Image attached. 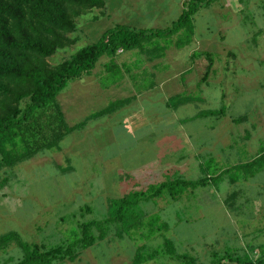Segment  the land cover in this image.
<instances>
[{
  "label": "rangeland",
  "instance_id": "rangeland-1",
  "mask_svg": "<svg viewBox=\"0 0 264 264\" xmlns=\"http://www.w3.org/2000/svg\"><path fill=\"white\" fill-rule=\"evenodd\" d=\"M180 1L106 0L107 10L103 14L98 15L99 9H95L84 17H78L79 28L82 30H79L78 39L72 45L58 48L46 61L50 64L59 63L77 49L97 41L115 23L137 29L152 28L163 31L179 16L182 10ZM239 3L236 4L235 0H218L194 15L191 42L180 52L191 54L193 51L202 50L213 54V69L206 83H192L190 86L186 83L187 75L183 70L191 63L189 53L177 56L173 63L161 59L157 65L165 69V72L175 73L174 77L179 80L175 85L186 88L181 94L189 98L187 104L176 107L173 112L175 104L182 97L177 96L169 100L167 107L157 103L154 108L146 105L141 108L142 112H137L138 115L142 113L144 118L151 115V112L163 117L173 113L183 117L182 124L187 131H192L183 148L169 152L168 137L161 139L159 151L160 139L155 145L156 138H142L141 132L129 135L131 129H124L117 133L112 145H95L102 158L108 155L112 157L108 166L100 161H91L95 154L88 153L82 144L73 154V164L69 168H72L71 171H65L67 166L64 164L59 166L54 163H64L63 152L49 154L50 152L43 151L42 154L39 153L7 170V175L12 178L0 188V234L15 230L25 240L53 244L71 238L77 221L104 217L107 213V198L119 197L132 187H145L150 182L159 181L162 176L166 179L175 177V172L171 170L173 160L182 152L189 154L199 150L197 158L200 161L205 158L203 168H207L205 171L213 175L218 168L222 170L226 167L225 171L227 170L225 161L232 167L237 164L234 159L236 155H233L235 149L240 148L237 157L242 160H247L250 156L246 151L248 148L242 153L243 146H250L248 143L264 149V140L258 144L248 141L255 132L252 124L257 123V127L258 124L264 126V0H240ZM95 16L97 18L93 21ZM165 35L167 34L152 35L150 43H161ZM179 36L183 37V32L168 38L172 42L169 47L173 44L180 46L176 41ZM146 42L148 41L143 45ZM154 48L159 51L157 47ZM143 50L154 55V50L150 47L138 48L133 59L137 66H148ZM195 59L194 67L198 68L195 75L201 77L208 61L204 57ZM182 80L184 83H181ZM129 106H132L131 103ZM220 108L222 114L217 116L216 121L211 115L204 116L201 112L204 110L206 114ZM124 111V108H120L118 112L124 116L127 112ZM241 114H247V121L231 120ZM135 117L130 115V119ZM128 119L129 115L124 117L123 122ZM138 131H145V128ZM258 131L264 133V129ZM73 133L64 137L62 148L72 140ZM93 133H96L95 129ZM82 152L84 155H81ZM159 152L161 160L156 157ZM216 155L221 156L220 160L224 163L207 162L208 157L217 159ZM78 156L84 159L78 161ZM161 163L167 164L165 169L168 171L163 170L158 175V164ZM261 163L264 161L261 160ZM199 165L193 163L183 176L187 179L202 176V167ZM255 165V162L247 164L248 172L255 169ZM107 167L111 168L106 169ZM3 171L0 170V176L4 174ZM254 173L255 177L252 179L262 182V173ZM232 189L234 187L228 181H222L217 186H199L194 191L189 189L176 202L164 201L162 207L169 202L165 210L154 208L155 202L148 201L150 203L146 202L143 206L148 213L144 218L146 225L139 231L132 230L130 238L123 236L100 241L83 251L84 255H81L79 261L60 264H131L135 245L141 241L148 247L163 246L166 250L165 255L161 251L160 255L146 264H177L178 262L167 256L170 252H186L197 257L194 264H219L223 256L240 257L244 260H253L260 256L264 261V217L257 212L255 204L252 206L249 202L241 201L235 203L238 206L235 208L224 202ZM255 191H259L258 186L244 189L246 196L252 198H255ZM84 204L90 207L89 212H79ZM157 231L161 233L159 237H156ZM249 231L252 232L247 233ZM164 237L168 239L167 244L163 242ZM152 238L158 241H152ZM20 255L19 249L11 245L6 252L0 254V262L8 256L17 258Z\"/></svg>",
  "mask_w": 264,
  "mask_h": 264
},
{
  "label": "trees",
  "instance_id": "trees-1",
  "mask_svg": "<svg viewBox=\"0 0 264 264\" xmlns=\"http://www.w3.org/2000/svg\"><path fill=\"white\" fill-rule=\"evenodd\" d=\"M214 1L184 0L179 16L163 31L151 28L137 29L115 23L107 28L97 41L77 49L59 63L50 64L46 61L47 57L54 54L58 48L72 45L78 39L81 30L78 17H84L95 9H99L103 14L106 10L105 0H0V170H4L2 173L5 174L0 176V188L12 178L7 175V170L39 153L42 154L43 151L52 152L58 149L65 136L85 124L87 119L72 126L68 125L56 104L57 93L68 82L90 71L102 55L111 57L119 49L138 47L144 41L150 40L154 34L169 36L183 32V37L177 38V44L189 45L193 36L195 13L210 6ZM212 56L210 51L192 52V60L204 57L208 61L196 84L207 82L213 66ZM179 101L185 102L186 98ZM113 105L114 103H111L97 114L107 113L113 109ZM203 111L201 112L204 116L216 117L222 114V108L213 109L206 114ZM247 119V114H241L234 117L233 121L241 122ZM206 160L213 162L210 157ZM247 164L251 163H237L234 167L230 166L226 171L221 170L213 175H209L208 171H205L207 168L204 170L202 164L203 173L197 179H187L178 171H173L175 177L170 179L150 182L145 187L127 189L119 197L107 198V213L104 217L77 221L71 238L53 244L25 240L15 230L4 232L0 234V254L14 245L21 255L17 258L8 256L0 264H60L79 261L83 251L95 243L115 237L130 238L132 230L139 231L143 228L146 225L144 218L148 215L143 206L152 200L159 197L178 199L189 189L194 191L196 187L210 184L217 186L225 176L233 185L242 176L245 175L244 178L247 179L248 173L254 175V172L264 167V163L257 160L255 169L248 172ZM235 190L232 189L227 194L224 202L238 208L234 202L235 198H232L233 194H237ZM89 211L87 204L79 208V212ZM159 232L157 231L156 237L161 235ZM140 239L142 240V237ZM163 242L167 244L168 239L164 237ZM135 246L131 264H146L160 255L161 251L163 255L166 254L163 246L148 247L143 241ZM167 256L180 264H194V259H197L186 252H170ZM224 259L239 264H264L260 256L253 260L234 256L220 258L221 261Z\"/></svg>",
  "mask_w": 264,
  "mask_h": 264
},
{
  "label": "crops",
  "instance_id": "crops-1",
  "mask_svg": "<svg viewBox=\"0 0 264 264\" xmlns=\"http://www.w3.org/2000/svg\"><path fill=\"white\" fill-rule=\"evenodd\" d=\"M183 1L184 0L180 1L181 9L183 7ZM214 2H218V0H215ZM235 2L236 4L239 3L238 0H235ZM106 3L107 2L105 0V7L107 10ZM97 13L99 15L100 11H98ZM104 15L106 16L107 13ZM96 18V16L93 17V21L96 20ZM91 32L92 29L90 30V33ZM171 36L172 35L164 36V40L156 45L151 44L150 39L147 40L148 42H146L145 45H143V43L145 42L144 41L141 45H138V47L131 48V50L119 49L111 57H109L108 55H102L90 71L86 72L79 78L73 79L68 82L67 85L57 93L55 99L56 104L61 110L63 117L68 125L72 126L79 123V121H82L84 119L87 120L82 127H78L71 132L73 133L74 131H78L77 133L72 134V140L68 142L65 147L62 148L64 140L63 138L59 143V148L52 151L56 154L63 152L64 155V163L55 162L56 164H64L65 166H67V169H69L71 167V164H73V154L77 151L79 146L84 144V148L88 151V153L95 154V157L93 159H90L91 161H100L101 164H106V166H108V163L112 162V157L108 155L102 158V156L98 154L99 151L97 150L95 145L102 144V147H105L108 144L112 145L117 133L124 129L126 131L131 129V131L128 132L129 135L135 132L137 134L141 132L142 138L144 136L156 138L155 145L158 139H160L158 144L159 151H161V139L163 138L169 137V152H172L173 150L175 151V149L183 148L184 143L187 144V138L191 137L190 134L192 133V131H187L184 124H182V122L184 121L183 117H179L174 113L172 115H169L168 117H163L160 114L151 112V115L145 117L147 118L145 119L142 113L140 115H138L137 113L138 111L142 112L141 108L146 105L150 108H154L157 103H159V105L161 104L162 106L167 107V105H169V100L177 96H182L180 99L186 98V101L177 102L175 104V108H173V112L176 111V107H184L187 104V95L181 94V92L186 88L175 85V83L179 81L176 77H174L175 73L173 72L172 74V72L170 71L165 72V69H161L157 66L159 65L161 59L173 63V60L177 56H180L182 54L187 55L189 53L180 52V50L187 44L180 46L173 44L171 47H169L172 42L171 39L168 38H170ZM168 40L170 42H168ZM154 46L157 47L159 51H157ZM144 47H150L151 50H154V55H150L147 50H143L145 53V61H147L146 64L148 66H137L133 59L137 55L138 48L142 49ZM191 56L192 53H189L188 58L191 59ZM189 59L187 62H189ZM195 61L196 59H191V63L189 66H187V68H185L186 65L182 67L185 68L183 72L187 75L186 83H188L189 86L192 83L193 85L196 84V81L199 79V77L195 75L198 71V68L194 67ZM129 64L132 65L129 66ZM175 70H177V68ZM181 83H184V80H182ZM189 88L192 89L191 87ZM111 103H114V107L112 110L108 111L107 113L97 114L99 111L104 110ZM129 103H131V107L129 106ZM120 108H124V110L127 111L126 113H124V116L120 112H118ZM91 114H94L95 116L92 117ZM127 115H129V119L126 122H123L124 117ZM130 115H135L136 117L130 119ZM140 116H142V118ZM216 117L212 116L215 121L217 120ZM231 120L233 121V118ZM144 123H150L151 125H143ZM256 124H252L255 132L253 137L249 138L248 141L252 140L253 142L258 144L261 140H264V133L262 131H258L259 129L263 130L264 126L258 124L259 127H257ZM93 128L96 130L95 134L93 133ZM143 128H145V131H138L142 130ZM103 131L106 132L105 135ZM87 144L88 147H86ZM248 144L250 146H243L242 153H244L246 148H248L246 151L250 156L247 157V160L238 158L237 153L239 152L240 148H237L235 149V151H233L234 157L236 155V157L234 158L236 160L235 163L245 164L248 162L253 163L257 160L264 161V149L253 147L250 143ZM202 149L206 150V147H203ZM198 151L199 150H197V152L195 153L190 152L189 154H187V152H182L181 155H179L177 158L175 156V161L171 158V160H173L174 162V164L172 165L173 169L171 170L178 171L180 175H184L187 172V169H189V167L193 163L195 165L200 164L199 166H201L204 161H200V159L197 158L199 155ZM52 152H50L49 154H51ZM81 155H84V153L82 152ZM156 157L157 159L161 160L160 152L157 153ZM216 157L217 159H213V161L224 163V161L220 160L221 156L216 155ZM77 159H79L78 161H81L84 158L78 156ZM51 161L53 160L51 159ZM164 164H158V175L164 171H168V169H165L168 167L167 164ZM225 165H227V168H229L228 166H230V163L228 161H225ZM217 166L219 165L217 164ZM109 168L111 167H107L106 169ZM225 168L222 170H225ZM220 171L221 169L218 168L217 173H219ZM257 172V174L262 173V175L260 176L262 177V182L252 179L253 177H255L253 174L247 175V179L244 178L245 175L242 176L240 179H238L236 184L232 185V187L236 189L234 192L237 191V194H233L232 198H235V200L237 201L236 203L246 201L251 203L252 206L255 204V206L257 207L255 208L257 212L264 217V187L261 188V186H264V167ZM165 179L166 177L164 178L162 176L157 182L163 181ZM222 181H227V176H225ZM249 186L259 187V191H255V198L246 196V194L244 193V189L247 187L249 188ZM176 200L177 199H171L168 197H159L152 200V202H155L154 208L165 210V207L169 204L170 201L176 202ZM164 201L169 202L165 206L163 205L164 207H162V203ZM250 232L252 231H249L247 233ZM219 264H239V262L230 260L228 262V260L224 259Z\"/></svg>",
  "mask_w": 264,
  "mask_h": 264
}]
</instances>
